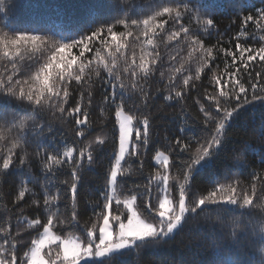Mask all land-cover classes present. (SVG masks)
<instances>
[{
	"label": "snow or ice",
	"instance_id": "1",
	"mask_svg": "<svg viewBox=\"0 0 264 264\" xmlns=\"http://www.w3.org/2000/svg\"><path fill=\"white\" fill-rule=\"evenodd\" d=\"M226 2L221 32L207 0H106L76 26H20L0 0V183L19 178L0 264H127L169 244L171 260L137 264H255L249 249L264 264V0ZM202 215L198 251L177 244Z\"/></svg>",
	"mask_w": 264,
	"mask_h": 264
},
{
	"label": "trees",
	"instance_id": "2",
	"mask_svg": "<svg viewBox=\"0 0 264 264\" xmlns=\"http://www.w3.org/2000/svg\"><path fill=\"white\" fill-rule=\"evenodd\" d=\"M210 4L217 5L215 9V16L218 22V26L221 32H224L227 26L231 23L235 16L233 15L232 7L226 0H207ZM5 10L8 12V16L13 18V22L20 26H27L33 24H48V25H65V26H76L86 22L88 14L91 10H97L100 12H105L107 9L105 7L106 0H3ZM235 27H233L228 35L224 36L227 40L231 35L235 34ZM216 37L213 36L209 39L208 43L215 42ZM181 45H177L180 47ZM227 47V45H225ZM203 83L207 86V77L203 78ZM190 110L193 115L196 114L197 109L192 106V101H188ZM163 105V102H160ZM259 108V106H257ZM178 112L177 108H167L164 107L160 112L163 116L162 120L157 121V131L162 137L164 132L172 128L171 119ZM258 114V113H257ZM98 116V111L95 114ZM106 131L109 133L112 131L111 127L107 128ZM155 139V137H153ZM249 139L255 141V135H250ZM159 147V145H157ZM32 147L29 151H32ZM98 164L95 166V171L90 173L86 185L83 190H81L82 196L86 199L95 200V194L103 189L105 183V172L108 167L107 156L103 153L98 155ZM252 159V156H249ZM258 159V158H257ZM147 171V169H146ZM35 175H39L38 170L33 169ZM67 178L66 176H61L60 179ZM133 178L136 177L135 164H133ZM243 179V177H242ZM42 181V177H41ZM19 186V178L16 175H11L7 177L2 183H0V214L7 217L10 213H5V205L11 208V201L14 198ZM29 187H32L30 184ZM38 190V189H37ZM91 194V195H90ZM26 215H30V210H27ZM91 214V210L87 215ZM87 215L83 219H87ZM13 224H15V217H12ZM211 228V225L202 216L198 217L196 220L190 222V231L182 234L181 237L177 238V244L180 240H183L185 244H188L193 252H197L196 244L198 242L197 237L203 234L205 229ZM29 237H26L28 239ZM211 244V239L208 241ZM173 245H160L151 250H141L139 253L133 250L128 256L123 259L127 264H137V261L142 257L145 262L149 260L161 261L162 259L171 260L176 253L172 249ZM208 252L212 253V248H208ZM204 253L201 252L200 255ZM245 260H254L255 264H259L261 253L259 249L253 251L249 249L247 252L240 254ZM187 258H194L189 256Z\"/></svg>",
	"mask_w": 264,
	"mask_h": 264
}]
</instances>
